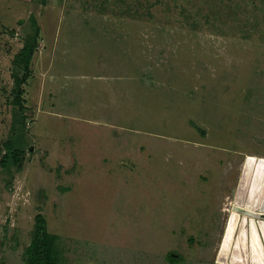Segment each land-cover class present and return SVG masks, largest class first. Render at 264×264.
Wrapping results in <instances>:
<instances>
[{
    "label": "rangeland",
    "instance_id": "obj_1",
    "mask_svg": "<svg viewBox=\"0 0 264 264\" xmlns=\"http://www.w3.org/2000/svg\"><path fill=\"white\" fill-rule=\"evenodd\" d=\"M149 1L0 0V264H24L39 213L68 264H232L243 165L264 158V0Z\"/></svg>",
    "mask_w": 264,
    "mask_h": 264
},
{
    "label": "trees",
    "instance_id": "obj_2",
    "mask_svg": "<svg viewBox=\"0 0 264 264\" xmlns=\"http://www.w3.org/2000/svg\"><path fill=\"white\" fill-rule=\"evenodd\" d=\"M45 1L46 0H43V2ZM129 1L130 0H119V9L124 10L131 16L137 15L140 17L145 14V11L149 14L153 7L152 2L149 0H145V2H142V0H136L140 6H143L144 8L145 6H148V9L145 8V10L142 11L139 6H136ZM32 23L35 28L34 33L26 38L24 46L15 57L16 65L20 67V64H24L23 67L27 70L23 77H20L17 73H14L13 75L17 89L15 102L16 104H19L20 107H23L24 102V97L22 96L24 92L23 85L27 81L26 77H28L31 61L39 47L40 28L34 18ZM6 147L8 150L2 159L3 166H7V162L10 159H12L16 165L19 164L20 166L22 161L21 154H23V152L12 149L13 146L11 144L6 145ZM34 221L30 244L25 248L23 253L24 264H68L66 250L62 244V238L60 235L49 231L46 217L39 213L35 216ZM168 257L172 262L178 261V259L172 255H168Z\"/></svg>",
    "mask_w": 264,
    "mask_h": 264
},
{
    "label": "bare ground",
    "instance_id": "obj_3",
    "mask_svg": "<svg viewBox=\"0 0 264 264\" xmlns=\"http://www.w3.org/2000/svg\"><path fill=\"white\" fill-rule=\"evenodd\" d=\"M255 157H248L246 163H245V169H244V179L242 186L244 188H248V205H250V208H253L258 205L260 198L263 194V187H264V160L261 159V163L257 165V163H253ZM234 217L231 220V223L229 225V228L227 230L226 237L223 242V248L220 251V257L225 259V257L228 256V249L231 246L232 242V233L233 230L236 227L237 224V216L234 214ZM252 228L251 232H248V241L250 240V247H251V260L253 264H262L264 261V248L261 245L258 230L255 227V223L252 222ZM261 229L264 231V225L261 224ZM242 233V235H241ZM240 233V237H238V242L236 243V252H239L241 254V261L245 262L244 252L242 250V246L244 248V244L246 245V226L242 227ZM243 236V237H242ZM242 238V239H241ZM242 242V243H241ZM234 248V247H233ZM235 256V255H234Z\"/></svg>",
    "mask_w": 264,
    "mask_h": 264
},
{
    "label": "water",
    "instance_id": "obj_4",
    "mask_svg": "<svg viewBox=\"0 0 264 264\" xmlns=\"http://www.w3.org/2000/svg\"><path fill=\"white\" fill-rule=\"evenodd\" d=\"M254 157H255V159H254L253 163H257V165H258L259 163L262 162L261 161L262 158H258L256 156H254ZM247 159H248V156H247V158L244 162V165H243L242 174H241L240 181H239L237 191H236L235 204L232 207L233 212H232V214L228 220L226 231H225L223 241L221 244V248H220V251H221L223 248L222 246H223V242H224V239L226 237V234H227V230L229 228V225L231 223L232 218L234 217L233 215L235 214L237 216V221H236L237 224H236V227L232 233V242H231L230 248L228 249V252H229L228 253V256H229L228 259H226V260L222 259L220 257V253H219V260L220 261L226 262L230 259V262L232 264H252L251 262H248L249 261L248 258H250V249H251L250 245H248V237H249L248 232L249 233L251 232V228H252V224H253L252 222L255 223V227L258 230L261 245L264 248V231L261 229V224L263 223V225H264V191H263L262 197L260 198L258 205L253 207V208H250V205H248V203H247L248 198H249L248 197V188H244L242 186L243 179H244V169H245L244 166H245ZM263 160H264V158H263ZM263 189H264V187H263ZM239 213H243L244 216H240ZM243 223H244V226H246L245 241L247 243L246 250L244 253V257H243L244 259H246L245 262L237 261V259H235L233 257V253L235 252L236 246H237L236 243L238 242V239H239L238 235H240V231L238 232V229L241 226H243ZM232 247H234V248L231 249ZM243 252H244V250H243ZM262 264H264V261Z\"/></svg>",
    "mask_w": 264,
    "mask_h": 264
}]
</instances>
